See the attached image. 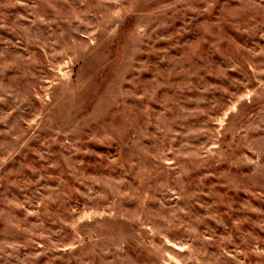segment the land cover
Listing matches in <instances>:
<instances>
[{
  "label": "rangeland",
  "instance_id": "rangeland-1",
  "mask_svg": "<svg viewBox=\"0 0 264 264\" xmlns=\"http://www.w3.org/2000/svg\"><path fill=\"white\" fill-rule=\"evenodd\" d=\"M0 264H264V0H0Z\"/></svg>",
  "mask_w": 264,
  "mask_h": 264
}]
</instances>
